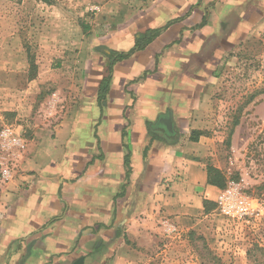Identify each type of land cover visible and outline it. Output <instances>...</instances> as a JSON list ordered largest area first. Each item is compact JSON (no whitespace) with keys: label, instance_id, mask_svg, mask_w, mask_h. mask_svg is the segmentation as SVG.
<instances>
[{"label":"crops","instance_id":"1","mask_svg":"<svg viewBox=\"0 0 264 264\" xmlns=\"http://www.w3.org/2000/svg\"><path fill=\"white\" fill-rule=\"evenodd\" d=\"M262 20L264 0H158L86 41L87 71L61 78L65 89L53 78L58 116L2 186L0 264H123L127 241L199 225L222 188L208 180L205 140L191 138L196 113ZM157 29L109 70L107 54Z\"/></svg>","mask_w":264,"mask_h":264},{"label":"rangeland","instance_id":"2","mask_svg":"<svg viewBox=\"0 0 264 264\" xmlns=\"http://www.w3.org/2000/svg\"><path fill=\"white\" fill-rule=\"evenodd\" d=\"M156 1L0 0V192L2 170L16 169L35 130L58 116L53 78L65 89L61 78L87 71L86 41ZM217 72L192 134L205 140L224 185L235 181L264 206V20L236 42ZM126 243L131 253L123 264H264V217L235 220L215 205L195 228L170 226Z\"/></svg>","mask_w":264,"mask_h":264},{"label":"built area","instance_id":"3","mask_svg":"<svg viewBox=\"0 0 264 264\" xmlns=\"http://www.w3.org/2000/svg\"><path fill=\"white\" fill-rule=\"evenodd\" d=\"M1 176L3 180H8L11 171L8 168L3 169ZM216 208L226 217L235 220H246L254 216L264 217V206L258 205L257 200L243 194L233 180H228L221 189L216 199Z\"/></svg>","mask_w":264,"mask_h":264},{"label":"trees","instance_id":"4","mask_svg":"<svg viewBox=\"0 0 264 264\" xmlns=\"http://www.w3.org/2000/svg\"><path fill=\"white\" fill-rule=\"evenodd\" d=\"M159 32V29L157 30H146L143 34H141V36L135 41V46L127 51V52H110L109 54H107V57L109 58V70L111 69V65L122 58L127 57L128 55H130L134 50L137 49H141L144 47L145 44H147L149 41H151V39H153V37H155V35H157V33ZM104 81V80H103ZM108 82V78H105L104 83H101V88L98 91V102L102 101L103 96H104V91L106 89V84ZM194 133V132H193ZM191 138L193 140H197L198 137L195 134H191ZM126 162H128L126 160ZM207 173H208V180L210 183H213L215 185H217L219 188H223L225 185V180L223 175L221 174L220 170H218L217 168H215L212 165H208L207 166ZM128 242V241H127Z\"/></svg>","mask_w":264,"mask_h":264},{"label":"water","instance_id":"5","mask_svg":"<svg viewBox=\"0 0 264 264\" xmlns=\"http://www.w3.org/2000/svg\"><path fill=\"white\" fill-rule=\"evenodd\" d=\"M167 128H168L169 130H171L170 125L167 126ZM83 261H84V258H83V257H79V258H77L76 260H74L71 264H83Z\"/></svg>","mask_w":264,"mask_h":264}]
</instances>
